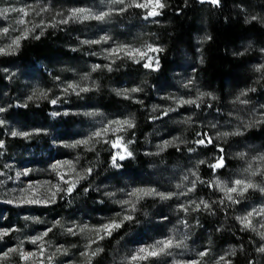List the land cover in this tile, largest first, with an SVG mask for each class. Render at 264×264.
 <instances>
[{
  "label": "rangeland",
  "instance_id": "374dc122",
  "mask_svg": "<svg viewBox=\"0 0 264 264\" xmlns=\"http://www.w3.org/2000/svg\"><path fill=\"white\" fill-rule=\"evenodd\" d=\"M136 2L144 3L145 0H124L123 3L79 0L73 6L57 8L45 5L42 0H0V9H17L6 15L0 14V48L7 49L14 39H20L25 32L26 39L43 38L50 32L51 38L56 39L54 48L62 49L61 53L50 54V61L33 60L26 65L14 63L2 67L0 72L4 83L0 86V109H3L0 111V141L4 145L0 148V207L3 208L0 212V264H88L89 258L91 264H130L131 256L140 247L169 238L180 246L137 264H232L237 253L234 246L227 244L214 250L208 232L200 233L196 214L202 205L193 195L194 175L181 166L153 167L138 177L119 173L116 177L102 180L97 188L111 201L112 212L110 210L108 214L78 208L72 218L64 214L53 217L51 212L49 218L46 211L49 207L51 210L67 191L66 188L89 175L90 167L85 162L88 153L111 137L130 129L125 126L123 131L113 132L112 129L117 127L113 121L131 120L133 124L131 117L122 115L125 109L105 112L95 101H90L87 95L101 88L100 75L109 76L122 63L140 67L144 74H123L120 80L110 82L108 89L122 100L146 101L148 97L153 98V113L165 111L170 106L191 104L181 101L202 98L195 82V70H189L190 57L186 53L180 64L181 71L174 72L168 80H148L145 72H158L160 69L161 49L152 33V26L161 14L148 17L147 10L131 6ZM77 8L88 9L93 15L109 14L103 20L90 18L60 23ZM21 9L24 11H19ZM135 10H139L140 14L132 15ZM20 20L24 23H18ZM5 28L7 33L3 31ZM26 39H20L15 51L0 54V58L14 57ZM149 45L160 51L147 52ZM121 48L125 51H120ZM136 49L146 52L144 59L126 54ZM113 51L118 54L112 55ZM148 57L152 58L155 70L143 66ZM69 85H75V90ZM133 88L138 91H131ZM45 103L49 109L43 112ZM12 108H32L33 112L40 109L39 114H44L37 116L30 113L24 118L9 116ZM109 125L112 127L101 138L94 136L95 132ZM13 131L29 135L12 136ZM174 138L155 135V140H151L148 146L150 150L160 151L172 144ZM238 177L252 183L253 175L249 170ZM217 182L234 186L230 181L217 179ZM217 188L225 196L218 184ZM137 189H154L155 193L168 198L153 194L137 199L131 195ZM262 193L261 197L241 205L237 215V222L244 228L239 218L252 213L250 219L255 230H246L254 233L258 240L259 264H264V251L259 250L264 248V239L261 238V233H264V227H261L264 225V215H261L264 211V191ZM151 197L159 199L157 206L152 212H146L142 221H134L138 218L139 203ZM30 200L39 202H28ZM133 206L135 211H129ZM11 210L14 211L12 216ZM124 215L133 218L123 221L110 236L104 235L101 239L97 235L96 229L113 220L120 222ZM105 239H112L114 247L111 251L104 248L102 242ZM96 249L101 250L91 256ZM202 252L207 255L202 257ZM29 254L33 255L24 259Z\"/></svg>",
  "mask_w": 264,
  "mask_h": 264
},
{
  "label": "trees",
  "instance_id": "16d2710c",
  "mask_svg": "<svg viewBox=\"0 0 264 264\" xmlns=\"http://www.w3.org/2000/svg\"><path fill=\"white\" fill-rule=\"evenodd\" d=\"M42 1L57 8L73 6L79 0ZM163 3L161 16L152 26L161 49L160 69L147 71L145 75L153 82L168 80L174 72L181 71L180 64L186 53L190 57L189 70H195L194 78L202 98L190 105L170 106L153 113V98L122 100L108 89V84L120 80L123 74L142 73L140 67L122 63L109 76L100 75V90L87 96L105 112L125 109L122 115L133 119L134 127L109 139L122 138L132 155L118 160L119 167H113L112 156L120 149L113 148L111 143H101L85 157L91 173L76 183L70 193L65 191L51 210L49 207L46 211L49 218L50 212L53 217L64 214L72 218L78 208L108 214L111 201L97 188L102 180L119 173L138 177L153 167L177 165L193 173L196 201L209 205L204 208L201 204L196 216L200 233L208 232L213 249L232 245L237 249L232 264H259L258 240L254 233L240 226L237 215L241 205L261 197L260 189L264 188V160L261 159L264 157V122H261L264 121V68H261L264 65V0H220L218 6L199 0H163ZM132 13L138 15L140 11ZM55 40L49 32L38 40L31 37L22 41L14 57L0 58V72L2 67L14 63L50 61V54L62 52L54 48ZM2 83L0 73V86ZM43 107H46L43 112L49 109L47 103ZM31 109L12 108L9 116L24 118L30 113L44 114H39L40 109L34 112ZM237 132L240 134H233ZM155 135L175 137V141L163 150H150L148 145L155 140ZM208 138L212 143H207ZM201 139H205V144L197 143ZM247 145L254 148L249 149ZM220 157L224 158L225 166L214 170L210 165ZM246 170L260 173L251 177L257 187L242 196L234 194L238 203L227 201L218 190L216 180L234 182ZM157 202L159 199L154 197L140 202L138 218L134 221H142ZM11 211L12 216L14 211ZM102 244L107 251L114 247L112 239H105Z\"/></svg>",
  "mask_w": 264,
  "mask_h": 264
},
{
  "label": "snow or ice",
  "instance_id": "6c2138e0",
  "mask_svg": "<svg viewBox=\"0 0 264 264\" xmlns=\"http://www.w3.org/2000/svg\"><path fill=\"white\" fill-rule=\"evenodd\" d=\"M114 2L123 3L124 0H114ZM205 2L218 6L220 3V0H201V3H205ZM131 6L147 10V16L148 17H156V16H159L161 14L159 10H162L165 7V4L163 3V0H145L144 3L136 2V3L132 4ZM123 10L124 9H121V11H123ZM9 11H17V9H14V8L13 9H9V8L0 9V14L6 15ZM19 11L23 12L24 10L21 9ZM24 14L27 15L26 12ZM108 14L109 13L104 12V13H100L99 15H93L91 13V11L88 9L77 8V9H73L71 11L68 19L61 20L60 23H68L69 20H86V19H90V18L97 19V20H103L105 18V16H107ZM18 23L23 24L24 21L20 20V21H18ZM3 31L5 33H7L8 29L5 28ZM26 38H27V32H25L24 35L22 37H20V39H26ZM35 38L39 39V36H36ZM20 39H14L12 41V44H10L7 49L0 48V54H10L12 51H15V49L19 47ZM105 39H107V38H105ZM93 43H95V41H93ZM120 51H125V49L121 48ZM146 51L147 52H157V51H160V49L153 48L151 45H149L147 47ZM111 54L116 55L118 53L113 51ZM126 54L132 58L139 56L141 59H144L146 56V52L141 51L139 49L130 50ZM147 61L148 62H146L143 66L145 68H153L152 58L148 57ZM137 62H139V61H137ZM156 66L158 67V61H156ZM261 68H264V65H262ZM153 70H155V68H153ZM257 70H260V69H257ZM69 87L73 88V90H75V88H76L75 85H69ZM81 90L86 91L87 89H81ZM131 91L135 92V91H138V89L133 88V89H131ZM41 95H44V93H41ZM52 103L55 104L56 101L53 100ZM181 103H195V101H181ZM244 103H246V101H244ZM0 111H3V109H0ZM166 114L167 113H165V115ZM261 122H264V121H261ZM113 124L117 125L116 128L112 129L113 132L123 131L125 126H127L128 128L134 127L131 120L113 121ZM111 127H112V125H109L108 127L103 128L101 131L95 132L94 136L96 138H101L105 133H107L109 131V129ZM233 134L239 135L240 133L237 132V133H233ZM11 135L12 136H17V135L27 136V135H29V133L13 131V132H11ZM223 135L227 136L228 133H223ZM205 142H206L205 139H201V140L197 141L198 144H205ZM82 143L86 144V143H88V141H82ZM105 143H111V146L113 148H120L121 149V151L117 152L115 155L112 156L113 167H119V164L117 163L118 160H123L126 157H129L132 155V153L127 150V145L123 143L122 138H120V137H117V139L115 141H105ZM207 143H212L211 138L207 139ZM3 146H4L3 142L0 141V148H2ZM220 151H223V149H220ZM261 159L264 160V157H261ZM224 166H225V161H224L223 157L218 158L215 163L210 165V167H212L214 170L222 168ZM88 172L90 174L91 169H89ZM257 174H260V173H257L255 171L252 172V175H257ZM217 184L220 187V190L222 192H224L226 200L231 202V203H238L239 202L238 200L234 199L233 194H235L236 196H242L248 189L257 187V185L252 184L251 182H246V181L241 180V179H236L233 182L234 186H231V187H229L227 185H221V184H219V182H217ZM74 187H75L74 184L70 185L69 188L67 189V191L70 193ZM191 190L192 189H189V191H191ZM260 190L264 191V188H261ZM153 194H157V193H155L154 189H148V190L137 189L136 191L131 193V195L137 197V199H139L142 195H153ZM157 195H160L161 198H168V197L164 196L163 194H157ZM28 202L36 203L39 201H31L30 200ZM123 203L127 204V203H131V202L130 201H124ZM200 204H202L204 206V208L209 207V205L204 201H200ZM198 209H199V205H197V210ZM129 211H135V207L133 206L131 209H129ZM261 215H264V211H261ZM251 216H252V213H249L246 216L240 217L239 221L245 229L252 228L253 230H255L253 227L252 221L250 219ZM132 218L133 217L131 215H124L121 218L120 222H116L115 220H113L107 224L102 225L101 228L96 229L95 231H96L97 235L101 239H103L104 235L110 236L112 233V230L120 228L123 221L131 220ZM261 227H264V225H261ZM101 233H103V235H101ZM6 234L7 233L5 232L4 235H6ZM46 234L47 233H45V235ZM261 238L264 239V233H261ZM39 239H42V237H40ZM33 242L35 243L36 241H33ZM179 246H180L179 244H174V241L171 238L164 239V240H158V241H156L155 244L145 246V247H140L135 252V254H133L131 256L130 264H137V262H139V261H146L150 258L158 257L160 255L166 254L168 252V250L171 249L172 247H179ZM100 250L101 249H96L95 251H92L90 255L95 256L97 254V252H99ZM259 250L264 251V248H261ZM13 251H15V250H13ZM41 251H43V249H41ZM30 255H33V254H29V255L24 256V259H28ZM84 255L86 257L89 256L88 253H84ZM200 255L203 257V256L207 255V253L202 252V253H200ZM221 259H223V257H221ZM88 264H91L90 258L88 259ZM194 264H199V262H194Z\"/></svg>",
  "mask_w": 264,
  "mask_h": 264
}]
</instances>
